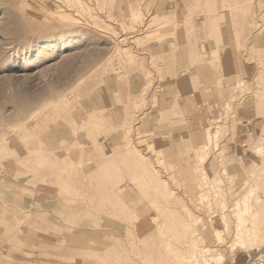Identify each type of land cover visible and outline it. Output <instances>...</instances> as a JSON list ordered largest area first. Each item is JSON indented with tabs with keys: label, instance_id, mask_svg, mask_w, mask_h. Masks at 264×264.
Segmentation results:
<instances>
[{
	"label": "rangeland",
	"instance_id": "obj_1",
	"mask_svg": "<svg viewBox=\"0 0 264 264\" xmlns=\"http://www.w3.org/2000/svg\"><path fill=\"white\" fill-rule=\"evenodd\" d=\"M260 113L264 0H0V264H248Z\"/></svg>",
	"mask_w": 264,
	"mask_h": 264
},
{
	"label": "bare ground",
	"instance_id": "obj_2",
	"mask_svg": "<svg viewBox=\"0 0 264 264\" xmlns=\"http://www.w3.org/2000/svg\"><path fill=\"white\" fill-rule=\"evenodd\" d=\"M243 82V81H242ZM238 84V83H237ZM239 86H241V83H240V85ZM243 90V89H242ZM245 91V90H244ZM208 136H206V138H207ZM212 137H213V135H212ZM209 141V140H208ZM208 143V142H207ZM209 152V151H208ZM204 154V153H203ZM214 166V165H213ZM254 168V167H253ZM216 172V171H215ZM200 174V173H199ZM201 175H203V174H201ZM203 176H207V175H203ZM202 177V176H201ZM208 177V176H207ZM204 178V177H203ZM203 178H200L201 180L203 179ZM211 178V177H210ZM213 178V177H212ZM257 178V177H256ZM205 179V178H204ZM203 179V180H204ZM197 180V179H196ZM202 180V181H203ZM206 180V179H205ZM220 180V179H219ZM209 182V181H208ZM219 182V181H218ZM220 182H221V180H220ZM219 182V183H220ZM222 183V182H221ZM204 184H206V183H203V185ZM209 184H210V182H209ZM207 185V184H206ZM250 185V184H249ZM202 186V185H201ZM209 185H207V187H208ZM212 186V185H211ZM251 186V185H250ZM249 186V187H250ZM199 187V186H198ZM252 187V186H251ZM209 188V187H208ZM203 190V189H202ZM209 190V189H208ZM221 191V190H220ZM216 192H217V190H216ZM256 192V191H255ZM258 193V192H257ZM253 194H254V191L253 190H250L249 191V193H248V195L247 196H245L244 198H243V205H241V203H239L238 201H236L237 202V204H236V207H235V209H234V215H235V217H236V220L238 221H235V222H233V224L234 223H236L237 222V226H236V229H237V232H238V234H239V238H242L243 236H247V237H250V238H252V239H255V241H258V239L261 237V236H263L264 235V224H262L261 223V225H260V223H258V221H260L261 220V213H260V211L259 210H261L260 208H262L263 206H262V201H263V197L261 196H259V198H257L256 200H257V202H256V204H255V206L254 205H252L251 204V197L253 196ZM203 196V195H202ZM208 196V195H207ZM206 198V197H205ZM255 200V201H256ZM202 203V202H201ZM221 204V203H220ZM219 204V205H220ZM221 205H224V204H221ZM227 206V205H226ZM226 206H224V207H226ZM223 207V206H222ZM230 207V206H229ZM225 210H226V208H224ZM232 209V208H231ZM229 210V209H228ZM230 211V213H231V210H229ZM207 214V213H206ZM232 215V214H231ZM234 215H232V216H234ZM221 217H223V216H221ZM221 217H219V218H221ZM224 218H226L225 216H224ZM262 218H264V217H262ZM263 220V219H262ZM234 221V220H233ZM220 222H222V220L220 221ZM196 223V222H195ZM223 223H226V222H224L223 221ZM222 223V224H223ZM227 225V224H226ZM227 228V227H226ZM197 230V229H196ZM225 230V229H224ZM237 234V233H236ZM264 248V247H263ZM262 248V249H263ZM261 249V250H262ZM233 250V249H232ZM260 250V251H261ZM259 251V252H260ZM209 253V252H208ZM223 259V257L222 256H220V257H218V259L217 260H219V261H221ZM208 260H205V263L206 264H208Z\"/></svg>",
	"mask_w": 264,
	"mask_h": 264
},
{
	"label": "crops",
	"instance_id": "obj_3",
	"mask_svg": "<svg viewBox=\"0 0 264 264\" xmlns=\"http://www.w3.org/2000/svg\"><path fill=\"white\" fill-rule=\"evenodd\" d=\"M218 32L216 31V33L214 32L213 34H214V36H217V39H213V41H214V45H215V47H217V49H219L218 47L220 46V44L222 43V40L224 41V32L223 33H220L219 35H220V40L218 39V34H217ZM202 45L204 46H208V49L211 51V52H213V51H216V50H212V48H211V45H210V41L209 40H207V39H203V43H202ZM187 51V50H186ZM174 60V59H173ZM181 63V65H180V67H186V69L188 68L189 69V67H190V65L188 64V62L186 63V65H184V63H182V61L180 62ZM183 69H185V68H183ZM191 73L193 72L192 71V69H191V71H190ZM183 74V73H182ZM214 75V74H213ZM175 76V75H174ZM174 76H172L171 75V77H172V79H169L170 81H172L173 79H174ZM184 77L183 78H185L184 80H183V82H189L188 83V86L189 87H186V86H184L183 85V88H181V87H177L176 85L175 86H173L174 88H173V90L171 91H166L164 94H159L158 93V96L156 95V97H154L155 99H163V101L161 102H159V108L161 109L160 110V112H163V110H162V104H164V105H166L167 103H175V101H176V98L175 97H168L169 95L168 94H174V95H178V101L177 102H179V104H180V106L182 107V109H183V111H185L186 113H187V109L188 108H191L193 105H195V104H198V99H199V95H200V88L198 89V86L196 85V82H194V79L193 78H190L189 79V77H186L185 75H183ZM175 79H176V77H175ZM177 80V79H176ZM182 84V83H181ZM185 84V83H184ZM166 87V86H165ZM185 87V88H184ZM126 91L124 90L123 92L121 91V89H120V86H117V91H116V93L120 96L119 98L120 99H124L125 98V96L127 95L126 93H125ZM115 93V94H116ZM201 96V95H200ZM115 97V96H114ZM118 104V103H117ZM163 105V106H164ZM111 106V105H110ZM159 108H158V111H159ZM260 114H264V113H260ZM244 122H247V124H245L246 126H248L249 125V127H250V125H253V122H252V120H251V123L249 122V121H247L246 119H244L243 120ZM254 121V120H253ZM263 121H257V123H262ZM158 130H159V132H161V129H159V127H158Z\"/></svg>",
	"mask_w": 264,
	"mask_h": 264
},
{
	"label": "built area",
	"instance_id": "obj_4",
	"mask_svg": "<svg viewBox=\"0 0 264 264\" xmlns=\"http://www.w3.org/2000/svg\"><path fill=\"white\" fill-rule=\"evenodd\" d=\"M248 264H264V248L257 254L252 257L249 261Z\"/></svg>",
	"mask_w": 264,
	"mask_h": 264
}]
</instances>
